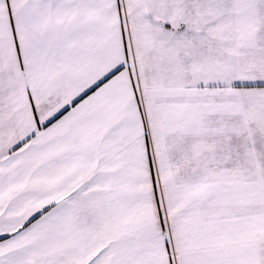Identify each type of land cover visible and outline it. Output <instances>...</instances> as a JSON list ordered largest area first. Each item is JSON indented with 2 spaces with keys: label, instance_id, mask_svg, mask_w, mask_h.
<instances>
[{
  "label": "snow or ice",
  "instance_id": "snow-or-ice-1",
  "mask_svg": "<svg viewBox=\"0 0 264 264\" xmlns=\"http://www.w3.org/2000/svg\"><path fill=\"white\" fill-rule=\"evenodd\" d=\"M0 264H264V0H0Z\"/></svg>",
  "mask_w": 264,
  "mask_h": 264
}]
</instances>
